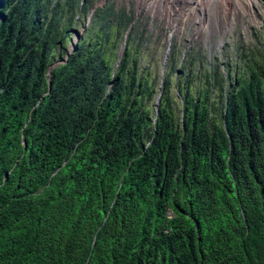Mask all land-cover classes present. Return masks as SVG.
Listing matches in <instances>:
<instances>
[{
    "label": "trees",
    "instance_id": "trees-1",
    "mask_svg": "<svg viewBox=\"0 0 264 264\" xmlns=\"http://www.w3.org/2000/svg\"><path fill=\"white\" fill-rule=\"evenodd\" d=\"M54 3L0 0V264H264V68L153 112L128 50L64 47L92 0Z\"/></svg>",
    "mask_w": 264,
    "mask_h": 264
},
{
    "label": "rangeland",
    "instance_id": "rangeland-1",
    "mask_svg": "<svg viewBox=\"0 0 264 264\" xmlns=\"http://www.w3.org/2000/svg\"><path fill=\"white\" fill-rule=\"evenodd\" d=\"M93 1L90 7L100 0ZM57 2L50 8H55ZM213 2L193 3L184 10L185 0H151L150 12L146 0H133L132 23L120 27L110 15L102 19L106 10L96 19L90 13L79 14L81 18L74 21L72 36L75 39L79 33L80 41L87 46L102 42L115 70L120 68L127 48L131 54L130 69L137 66L140 79H147L155 91L150 103L153 112L170 75L175 110L182 116L186 95L198 98L203 88H209L211 101L220 102L222 94L225 99L234 86H239L238 81L250 78L252 68H264V0L238 1L242 13H235L232 5L226 9ZM123 6L126 3L119 1L114 8L122 10ZM72 17L66 14L64 23ZM104 25H108L106 30ZM105 32L109 39L103 41ZM68 41L64 45L67 49L73 40L69 44ZM215 73L224 80V93L216 84L219 77Z\"/></svg>",
    "mask_w": 264,
    "mask_h": 264
},
{
    "label": "built area",
    "instance_id": "built-area-1",
    "mask_svg": "<svg viewBox=\"0 0 264 264\" xmlns=\"http://www.w3.org/2000/svg\"><path fill=\"white\" fill-rule=\"evenodd\" d=\"M119 1H121V3H126V6H123L122 7V10H116L114 8V5L116 3H118ZM147 1V5L149 7V10L151 12V7H153V4H151V0H146ZM86 2V0H80V4L81 6H83V4ZM92 3H94V1L92 0ZM131 3H133V0H100L98 2V4L96 6H93L90 8V16L91 18H94L97 16L98 12L101 11V10H107V9H111V15L114 19H117L119 21V19L121 18V16L125 15V16H130V10H131ZM142 9V8H141ZM140 9V10H141ZM156 12V11H154ZM159 12V11H158ZM78 14H83V12L80 10L78 12ZM132 17V16H131ZM133 22V20H132ZM131 31L128 32V34L130 33ZM127 34V35H128ZM127 45L126 42H124L123 44V47L125 48V46Z\"/></svg>",
    "mask_w": 264,
    "mask_h": 264
},
{
    "label": "clouds",
    "instance_id": "clouds-1",
    "mask_svg": "<svg viewBox=\"0 0 264 264\" xmlns=\"http://www.w3.org/2000/svg\"><path fill=\"white\" fill-rule=\"evenodd\" d=\"M58 1H60V0H58ZM67 1H69V0H67ZM64 2H66V1H64ZM92 7V6H91ZM90 6H89V9H88V11H87V13L86 14H89V10H90V8H91ZM83 14H85V13H83ZM79 14H78V12L76 13V18H81L80 16H78ZM76 18H75V21H77L76 20ZM94 19H95V17H94ZM75 26V25H74ZM74 31H75V28H72V31H71V37H70V40H69V42H68V44L73 40V42H72V44H71V46H70V50L69 49H67V50H69L68 51V54H72L77 48H78V46H79V43L82 41H80V39H79V33H77L76 34V36H75V39H73V36H72V32L74 33ZM68 44H67V46H68ZM125 50H127V48L125 49ZM68 61V56H67V58H65V60L64 61H58V62H56L55 64H53L51 67H50V71H49V73L51 74V72H52V70L55 68V67H57V66H59V65H61L62 63H64V62H67ZM50 85H52V82H50ZM53 86V85H52ZM52 86H51V88H50V91H51V89H52ZM160 97V102H161V97H162V94H160L159 96H158V98ZM158 98H157V100H158ZM156 104H157V102H156ZM159 107H160V105H159ZM157 107H155V109H156ZM158 110V109H157ZM24 145H25V147L27 148L28 147V143L27 142H24ZM8 176L9 175H7V178H8Z\"/></svg>",
    "mask_w": 264,
    "mask_h": 264
},
{
    "label": "bare ground",
    "instance_id": "bare-ground-1",
    "mask_svg": "<svg viewBox=\"0 0 264 264\" xmlns=\"http://www.w3.org/2000/svg\"><path fill=\"white\" fill-rule=\"evenodd\" d=\"M178 1H181V0H178ZM238 1H240V0H223V1L222 0H215V2H213V3L215 5L222 6L226 9L229 7V5H232L234 7L235 13H242L240 7H238V5H237ZM207 2H211V0H201L200 2H199V0H192V1L191 0H185V7H183V8H184V10H186V8L189 7L190 5H192L193 3L204 5ZM184 10H183V12H184ZM193 13L196 14V11H194Z\"/></svg>",
    "mask_w": 264,
    "mask_h": 264
},
{
    "label": "water",
    "instance_id": "water-1",
    "mask_svg": "<svg viewBox=\"0 0 264 264\" xmlns=\"http://www.w3.org/2000/svg\"><path fill=\"white\" fill-rule=\"evenodd\" d=\"M51 86H52V85H50V88H51ZM159 105H160V97H159L158 100H157V104H156L157 109H159Z\"/></svg>",
    "mask_w": 264,
    "mask_h": 264
}]
</instances>
